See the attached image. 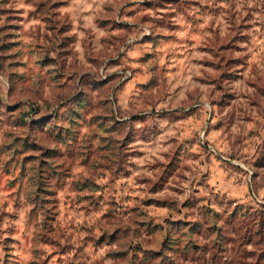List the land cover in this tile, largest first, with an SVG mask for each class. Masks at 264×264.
<instances>
[{
    "label": "rangeland",
    "instance_id": "1",
    "mask_svg": "<svg viewBox=\"0 0 264 264\" xmlns=\"http://www.w3.org/2000/svg\"><path fill=\"white\" fill-rule=\"evenodd\" d=\"M0 264H264V0H0Z\"/></svg>",
    "mask_w": 264,
    "mask_h": 264
}]
</instances>
